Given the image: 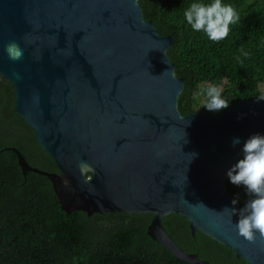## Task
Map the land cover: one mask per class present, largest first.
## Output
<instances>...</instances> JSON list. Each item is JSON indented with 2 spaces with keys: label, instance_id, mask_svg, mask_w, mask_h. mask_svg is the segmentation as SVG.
Returning <instances> with one entry per match:
<instances>
[{
  "label": "water",
  "instance_id": "water-1",
  "mask_svg": "<svg viewBox=\"0 0 264 264\" xmlns=\"http://www.w3.org/2000/svg\"><path fill=\"white\" fill-rule=\"evenodd\" d=\"M139 1L0 0V78L58 172L33 168L11 150L23 174L50 180L67 213H150L154 241L179 260L210 264L165 229L163 217L179 214L192 234L264 264V240L236 233L240 208L226 186L244 141L264 135V101L182 115L184 80L167 53L174 39L144 18ZM11 42L22 59L9 58ZM235 137L241 143L232 147ZM228 208L237 210L231 223Z\"/></svg>",
  "mask_w": 264,
  "mask_h": 264
},
{
  "label": "trees",
  "instance_id": "trees-1",
  "mask_svg": "<svg viewBox=\"0 0 264 264\" xmlns=\"http://www.w3.org/2000/svg\"><path fill=\"white\" fill-rule=\"evenodd\" d=\"M193 2L211 0L139 1L144 18L152 20L161 35L174 39L167 53L176 75L184 80L178 99L181 114L209 112L202 93L212 83L222 87L229 108L241 99L264 96V0H223L236 7L241 22L231 26L227 39L219 43L193 32L184 21L183 12ZM241 48L249 53L247 58ZM12 147L31 167L58 172L33 129L15 112L12 85L0 78V264H189L147 234L150 213L88 216L62 210L50 180L33 171L23 174ZM226 186L238 208L251 199L243 186L231 184L228 178ZM162 223L187 253L210 264H247L202 232L192 234L182 215H167Z\"/></svg>",
  "mask_w": 264,
  "mask_h": 264
},
{
  "label": "clouds",
  "instance_id": "clouds-1",
  "mask_svg": "<svg viewBox=\"0 0 264 264\" xmlns=\"http://www.w3.org/2000/svg\"><path fill=\"white\" fill-rule=\"evenodd\" d=\"M183 18L193 32H202L214 43L227 39L232 30L231 26L239 25L241 22V15L236 7L223 3V0H211L210 3L193 2L184 10ZM5 50L13 61L23 57V50L15 42L9 43ZM240 51L242 56L248 57L249 53L243 48ZM202 94H206L204 108L209 112L218 113L230 106V102L223 96L222 87L215 83L209 84ZM257 100L264 101V96ZM240 143V138L235 137L232 140V147ZM241 152L242 158L237 160L226 175L231 184L243 186L251 197L244 207L239 209V219L234 227L238 237L248 243H255L257 234L260 240H264V135H251L244 141ZM194 157L193 153L192 159ZM237 203L238 200L233 199L232 204ZM226 210L229 212L231 223V217L237 214V210L235 208Z\"/></svg>",
  "mask_w": 264,
  "mask_h": 264
},
{
  "label": "rangeland",
  "instance_id": "rangeland-1",
  "mask_svg": "<svg viewBox=\"0 0 264 264\" xmlns=\"http://www.w3.org/2000/svg\"><path fill=\"white\" fill-rule=\"evenodd\" d=\"M201 101L203 102L204 96L200 97Z\"/></svg>",
  "mask_w": 264,
  "mask_h": 264
},
{
  "label": "flooded vegetation",
  "instance_id": "flooded-vegetation-1",
  "mask_svg": "<svg viewBox=\"0 0 264 264\" xmlns=\"http://www.w3.org/2000/svg\"><path fill=\"white\" fill-rule=\"evenodd\" d=\"M151 222V221H150Z\"/></svg>",
  "mask_w": 264,
  "mask_h": 264
}]
</instances>
